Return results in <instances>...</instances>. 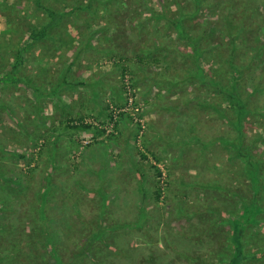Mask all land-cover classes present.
<instances>
[{"label": "rangeland", "instance_id": "374dc122", "mask_svg": "<svg viewBox=\"0 0 264 264\" xmlns=\"http://www.w3.org/2000/svg\"><path fill=\"white\" fill-rule=\"evenodd\" d=\"M88 1L45 0L61 13L52 23L25 0H0V253H12L14 264H190L189 251L227 259L235 252L230 221L254 188L259 230L242 235L241 251L263 246L264 108H256L259 128L246 133L258 187H249L240 157L212 144L231 130L205 112L201 129L195 122L197 103L211 93L196 87L186 35L221 28L220 0L194 11V0ZM89 25L105 49L99 57L87 51L97 59L71 72L67 87L66 30L78 44ZM261 26L249 22L241 38L261 44L264 58ZM29 28L45 34L22 43ZM153 72L158 79H149ZM95 74H104L102 88ZM75 89L87 97L77 116L66 114ZM242 264H264V256Z\"/></svg>", "mask_w": 264, "mask_h": 264}, {"label": "trees", "instance_id": "16d2710c", "mask_svg": "<svg viewBox=\"0 0 264 264\" xmlns=\"http://www.w3.org/2000/svg\"><path fill=\"white\" fill-rule=\"evenodd\" d=\"M175 1L172 0V3L179 4ZM242 1L243 0H220V3L215 2L217 8L221 7V9L218 10L219 13H215V19L219 20L221 28L218 27L216 33H212L211 35H208L205 31H197V29L194 28L190 35H186V38L187 42H190L192 61L198 63L192 74L195 79L196 87L202 90L207 89L211 93H207L209 95L208 101L202 100L197 103L198 106L194 112V116L198 130L203 126L202 123H200V120H202V112H205L208 118L220 120L225 124L229 130H231L232 137L222 138L214 136L212 144L216 143L218 140L219 145H221V147L218 148V152L227 155L228 152L233 153L230 154L232 156V161L240 157L242 159V168L247 175L249 187H258L257 162L254 152L252 151L254 149L250 147V144L246 143L249 139L246 133L249 130L259 128V125L254 124L258 117L256 108H264V87L262 88V83L264 81V58L259 52L261 44H258L259 46H257V44L250 45L252 41L248 42L242 39L241 33L246 30V25H248L249 22H264V0H260V3L255 5L251 3V0ZM193 2L194 4L191 7V11L201 8L206 0H194ZM25 3L32 4L34 7L41 9L46 13L49 19H51L50 21L52 23L61 16V13H57L58 11H54L49 5H45V0H25ZM190 14H192V12ZM177 17L178 19L176 18L177 20L175 19V21L179 25L182 15L179 14ZM45 24H43V26H47L48 23ZM260 29L261 32L264 33V26H261ZM41 30L36 33L32 28L26 30V37L22 43L39 39L45 34L43 28ZM209 38H211L213 43L212 41L210 43L208 42L210 41ZM262 38H264V36ZM262 38H260L261 41L264 40ZM206 50H208L209 53ZM207 56H209V59L206 58ZM210 56L212 58L211 60ZM203 57L204 61L208 62V64H205V69L201 66ZM257 59H263V61L258 60L261 63L256 64ZM137 60L143 61L142 58H138ZM153 62H156V60H153ZM119 68H124V65H119ZM155 74L156 73L153 72L152 75L154 77H150L149 79H158V77H155ZM187 78L189 77H184L180 80H185ZM164 80L168 81L169 79L164 77ZM171 81L172 80H169L168 82ZM162 98L163 96L161 95L160 99ZM198 98L196 100H198ZM206 103L207 105L204 106ZM257 103H259L260 106ZM259 116L264 118V111L263 114ZM83 126L86 127L85 125ZM261 130L263 131L264 129L261 128ZM204 146H207V144H202L201 149ZM140 157L144 158L143 155H140ZM159 175L160 173L156 171L154 177H159ZM154 186L155 196L158 197V192L160 190L158 180L155 181ZM252 191L254 193L255 188L252 189ZM252 194L247 197L245 202L243 201V214L234 217L232 221H230L232 223L229 227V233L233 241L235 252L231 256H228L227 259L221 257L213 260L202 257V255H198L197 252L189 251L190 253L185 255V257L190 264H242L243 261H249V259L257 260L264 256V243L263 246L256 250L245 249L246 253L244 255L241 251L243 246L248 243L247 240L244 242L240 241L242 235L246 234V236H248L251 232L255 234V232L259 230L254 220V215L258 208H256L257 205L254 203ZM251 224L254 225V228L248 232L247 230H249ZM253 234L252 238L255 237ZM46 244H50L48 239L44 242L45 246ZM14 245L11 243L9 247L12 246L15 248ZM51 248L53 250H50V255L52 257L56 256L54 245H52ZM8 252L9 251H4L0 253V264H14V261L10 259L12 253ZM149 258L147 262L153 259L152 256H149ZM166 262L172 264L170 260ZM150 264L152 263L150 262Z\"/></svg>", "mask_w": 264, "mask_h": 264}, {"label": "crops", "instance_id": "0c3cea01", "mask_svg": "<svg viewBox=\"0 0 264 264\" xmlns=\"http://www.w3.org/2000/svg\"><path fill=\"white\" fill-rule=\"evenodd\" d=\"M72 27V25H71ZM74 28H77L76 25H74ZM86 28V31L84 30V32L81 35V41L77 44L75 40L73 41H69L70 39V35L73 36L74 33L71 32H75V31H68V29L66 30V50L69 53V55H66V86L70 87V85L67 82V78L69 76H71V72H78L80 70V65L84 63V66H82V69H85V71H87V69H90V66L93 65V63L95 62V60L97 59V57L102 56V51H104V44L105 43H95V40L92 38H90V33H92L93 31H95L94 27L89 25ZM84 28V29H85ZM76 33V32H75ZM75 41V42H74ZM90 50V54L91 56L96 55L97 57H94L91 59L89 58L90 56H87L86 52ZM71 53H75V58L72 59L71 58ZM97 53V54H96ZM80 54V55H79ZM99 55V56H98ZM78 56V57H77ZM86 58V59H85ZM82 60V63L81 61ZM79 65V66H78ZM84 73V72H83ZM84 76L88 77V73H84ZM102 75L104 74H95L93 76V84L94 86H98L99 88H102L103 81H101ZM106 75V73H105ZM98 77V78H95ZM111 79V77H110ZM98 80V81H97ZM106 80V79H105ZM97 82V84H96ZM105 84H107V82H105ZM110 86V84H108ZM97 89V88H95ZM68 93H66V114H73L75 116L80 115L85 113L87 110H85V108H83V106L85 105V103L87 102V97L83 92H79L77 89H75L73 92L68 90ZM78 92V93H76ZM97 94V90H95V95ZM93 95V96H95ZM90 110V109H88Z\"/></svg>", "mask_w": 264, "mask_h": 264}]
</instances>
